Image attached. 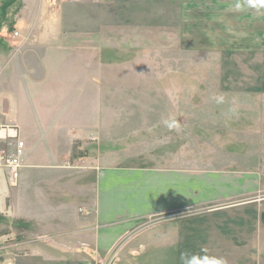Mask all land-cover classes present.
Listing matches in <instances>:
<instances>
[{
  "label": "crops",
  "instance_id": "crops-1",
  "mask_svg": "<svg viewBox=\"0 0 264 264\" xmlns=\"http://www.w3.org/2000/svg\"><path fill=\"white\" fill-rule=\"evenodd\" d=\"M17 2L0 24V76L11 69L5 81L18 80L16 90L33 96L30 130L24 139L18 124L3 121L1 99L0 124L16 126L26 147L18 184L25 185L28 168L49 174L37 183L34 214L19 216L46 227L32 241H3L5 264H264L259 172L202 167L180 157L124 165L89 142L105 134L103 95L111 69L118 76L153 74L148 64L157 53L184 50L187 33L197 38L202 27L211 45L218 33L235 38L256 32L258 41L242 38V51L264 54V0ZM139 61L145 67H135ZM170 73L183 74L163 72ZM88 109L99 115L88 117ZM38 147L46 162L28 163ZM0 192L5 203L11 199L4 216L13 198ZM11 235L1 234L0 241Z\"/></svg>",
  "mask_w": 264,
  "mask_h": 264
},
{
  "label": "rangeland",
  "instance_id": "rangeland-1",
  "mask_svg": "<svg viewBox=\"0 0 264 264\" xmlns=\"http://www.w3.org/2000/svg\"><path fill=\"white\" fill-rule=\"evenodd\" d=\"M17 3V0H0V24L6 14L12 15ZM6 5L10 7L9 13L3 12ZM24 12L26 19L28 14ZM17 24L19 21L13 26ZM206 30L209 29L202 27L203 33L197 38L187 33L184 50L180 52L157 53L148 64L153 67V74L118 76L112 69L107 73L103 95L105 134L101 136L103 139L91 136L90 147L99 143L102 152L113 153L112 159H120L118 163L124 165L164 164L180 157L202 167L257 171L264 181V54L242 51L247 45L241 44L242 38L245 42L258 41V37L251 31H247L250 35L243 32L245 36L239 34L235 38L218 33L211 39L216 44L211 45ZM260 41L264 49V37ZM131 62L121 60L128 67L134 64ZM140 62L144 61L135 62V67H145ZM177 69L183 74H163ZM10 70L4 78L0 76V99L6 107L2 119L18 124L25 139V133L30 130L28 98L33 102V96L27 93L26 98L16 90L18 80L5 81ZM219 97L223 99L218 102ZM98 115L88 109V117ZM41 143L43 146L45 141ZM44 151L41 147L32 149L28 163L46 162ZM27 172L30 175L24 186L9 187L0 171V188L11 192L13 198L9 211L3 212L5 218L0 214V235L12 234V237L0 241V245L3 241L7 244L19 239L32 241L43 233L38 230L46 227L38 223L39 228L19 217L26 210L34 214L37 183H41V176L49 174L48 170L29 168ZM3 197L0 192V212L11 201L8 198L5 203ZM26 247L35 251L38 245Z\"/></svg>",
  "mask_w": 264,
  "mask_h": 264
},
{
  "label": "built area",
  "instance_id": "built-area-1",
  "mask_svg": "<svg viewBox=\"0 0 264 264\" xmlns=\"http://www.w3.org/2000/svg\"><path fill=\"white\" fill-rule=\"evenodd\" d=\"M17 35L16 32L13 33V36ZM24 147V142L21 141L20 132L16 126L0 124V171L4 173L9 187H16L19 182ZM0 264H5L1 248Z\"/></svg>",
  "mask_w": 264,
  "mask_h": 264
},
{
  "label": "clouds",
  "instance_id": "clouds-1",
  "mask_svg": "<svg viewBox=\"0 0 264 264\" xmlns=\"http://www.w3.org/2000/svg\"><path fill=\"white\" fill-rule=\"evenodd\" d=\"M222 99H223L222 97H219L218 102L221 101ZM190 264H198V262L193 261V262H190Z\"/></svg>",
  "mask_w": 264,
  "mask_h": 264
}]
</instances>
